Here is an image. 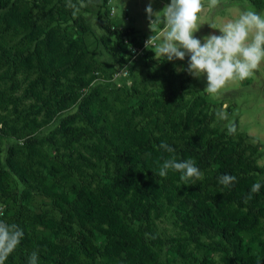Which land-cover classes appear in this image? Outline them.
<instances>
[{
    "label": "trees",
    "instance_id": "obj_1",
    "mask_svg": "<svg viewBox=\"0 0 264 264\" xmlns=\"http://www.w3.org/2000/svg\"><path fill=\"white\" fill-rule=\"evenodd\" d=\"M250 1L253 8L264 9V0ZM13 3L0 0V31L18 24L28 27L30 20L19 17ZM97 21L106 29L99 16ZM110 33L123 42L121 30L111 27ZM21 50L19 47L11 54V49L2 51L0 57L6 67L0 72V81H12L21 69L36 71L24 93L38 103L35 112L41 113V118L37 120L33 114L24 122L21 133L13 127L5 128V119L0 118V135L21 140L5 149L4 166L0 161V204H18L17 210L7 216L4 208L0 221L15 223L24 231L23 240L5 264H28L33 251L38 252V264H164L153 259V248L163 242L150 222L165 212L172 213L177 229L176 236L168 242L181 245L191 241L198 245L200 236L209 239L214 256L203 252L192 256L188 264H264V238H258L264 232V186L245 202L254 183L264 185V178L259 177L264 168L244 157L238 145L230 143L229 135L202 125L205 115L199 107L203 100L192 101L176 118L172 112L178 101L173 96L168 100L153 99L154 112H165L170 132L152 135L143 127L134 129L129 120L108 121L103 111L106 98H99L97 92L81 96L78 91L90 84L85 75L91 69H79V59L73 56L71 45L62 51L52 34L47 33L23 56ZM11 55L17 59L9 60ZM69 75L78 91L68 89ZM2 99L0 91V105L6 102ZM71 105H76V110L60 118L48 136L41 137L38 130ZM154 118L155 114H149L150 120ZM175 119L180 121L174 123ZM54 138H60L64 149L69 154L76 153L87 165L89 159L75 149L77 145L90 155L113 161L114 174L109 177L104 173L95 189L71 182L66 192L49 190L46 177L36 172L35 166L44 157L40 145ZM161 142H167L175 151L162 150ZM172 156L193 160L203 176L199 180H173L170 170L167 177H159L163 160ZM54 161L49 160V174L65 180L63 163ZM225 174L236 177L231 187L218 183V177ZM15 182L23 187L19 196ZM33 189L51 200L57 218L30 213L27 201ZM33 226L41 227L47 235L33 233ZM253 244L257 253L253 252Z\"/></svg>",
    "mask_w": 264,
    "mask_h": 264
},
{
    "label": "rangeland",
    "instance_id": "obj_2",
    "mask_svg": "<svg viewBox=\"0 0 264 264\" xmlns=\"http://www.w3.org/2000/svg\"><path fill=\"white\" fill-rule=\"evenodd\" d=\"M13 1L14 12L30 22L27 23V28H22L18 24L0 31V55L2 51L11 49V54L14 49L22 47L21 56H23L32 49L35 41L42 40L45 34L51 33L62 51H65L69 45L72 46L73 56L79 59L80 70L85 66L91 69L85 75L90 78V84L86 88L79 90L75 82L70 81L71 75H69V82H66L68 89L79 90L81 96L90 91L97 92L99 98L104 96L106 104L103 111L108 121L112 122L115 118L129 120L134 129L139 130L143 127L152 135L169 133L170 128L163 116L165 112H154L155 104L151 103L153 99L168 100L173 96L178 101L172 112L176 118L183 115L192 101L203 100L199 107L201 113L205 115L202 125L215 128L218 133L225 136L229 135L230 143L237 144L244 157L264 168V62L251 78L229 82L218 96H210L205 91L206 74L197 77L187 71L179 73L176 71L177 67L187 68L189 54L186 53L183 61L178 59L168 61L155 54V44L160 41L151 42L146 46L151 36L163 30V9L171 3V0H72L78 6L83 5L75 17L72 15V9L66 7L67 0ZM203 2L204 8L198 20L199 29L193 34L202 44L210 34L222 35L219 28L229 20L238 18L244 11L254 10L264 15V9L253 8L250 0H219L214 8L209 7V0ZM149 3L154 13H158L160 20L159 23H154L152 28L145 11ZM98 16L106 29L99 25ZM111 27L124 33L122 40L125 43L116 40L110 33ZM13 59L17 58L11 55L9 60ZM4 61L0 57V72L6 67ZM35 76L36 71L21 69L12 81L7 78L1 79L0 91L3 93L2 100L6 102L0 105V118L5 119V128L13 127L21 133L25 129L24 122L33 114L37 120H40L41 113L35 112L38 103L33 99H27L24 93L26 84ZM11 84L13 88H10ZM141 104L143 109H140ZM225 105H227L226 109ZM75 110L76 105H71L55 115L51 123L38 130L41 137L48 136L60 118ZM222 110L228 113V120L219 119L218 112ZM149 114H155V118L150 120ZM178 121L180 120L175 119L174 123ZM230 122L236 126L234 134H230L228 130ZM19 143L21 140L0 135V161L3 166L5 149ZM81 147L77 145L75 149L89 159L90 165L84 163L76 153L69 154V151L62 146L60 138H54L51 143L43 142L40 145L44 157L42 163L35 166V171L46 177V186L49 190L66 192L71 182L87 184L91 189H95L104 173L112 177L115 172L113 161H106V157L97 158L95 154L90 155ZM69 158H72V161H69ZM48 159L61 160L59 163H63L65 180L60 181L49 174ZM169 177L178 180L181 177L180 172L171 171ZM259 177L264 178V173ZM15 188L16 195L19 196L23 187L15 182ZM27 206L32 214H41L46 218L58 217L51 200L34 189L31 190ZM16 207L18 204L14 202L1 203V210L6 209V216L14 213ZM174 220L171 212H165L159 218L151 219L150 227L163 242L162 245L153 248L154 260L164 264H188L192 256L198 257L203 252H207L210 257L214 256L209 249V239L206 236L198 238V245L191 241L181 245L168 242L177 234ZM30 230L38 235H47L46 231L38 226H33ZM260 237L264 238V232L258 235V238ZM245 243L250 244L248 239ZM253 252H258L256 244H253Z\"/></svg>",
    "mask_w": 264,
    "mask_h": 264
},
{
    "label": "clouds",
    "instance_id": "obj_3",
    "mask_svg": "<svg viewBox=\"0 0 264 264\" xmlns=\"http://www.w3.org/2000/svg\"><path fill=\"white\" fill-rule=\"evenodd\" d=\"M218 3L219 0H209V7L214 8ZM82 6V4L78 6L72 0H67L66 3V7L72 9L74 17ZM203 8V0H171L163 9V30L151 36L146 46L151 42L160 41L155 44V54L168 61L174 59L183 61L186 53L189 54L187 68L177 67L176 71L178 73L187 71L197 77L206 74L205 91L216 97L229 82L251 78L264 62V15L254 10L244 11L238 18L229 20L219 28L222 35L210 34L202 44L193 34L199 29V14ZM145 11L151 28L154 23L160 22L158 13H154L151 3L146 6ZM224 108L226 109L227 105ZM218 117L221 120H228V113L219 111ZM228 130L234 134L235 124L230 122ZM159 147L169 153L175 151L167 142H161ZM170 170L180 172L182 180L193 177L199 180L203 176L193 160H178L175 156L163 160L158 171L159 177H167ZM235 181L236 177L233 175L225 174L218 177V183L225 187H231ZM262 186L264 185L260 182L254 183L250 193L245 197V202L251 200L252 194L258 193ZM23 238L24 231L19 225L0 221V264H5ZM38 260V252L33 251L28 257V264H38ZM257 264L260 262L257 261Z\"/></svg>",
    "mask_w": 264,
    "mask_h": 264
},
{
    "label": "built area",
    "instance_id": "obj_4",
    "mask_svg": "<svg viewBox=\"0 0 264 264\" xmlns=\"http://www.w3.org/2000/svg\"><path fill=\"white\" fill-rule=\"evenodd\" d=\"M3 214V210H1V204H0V217L2 216Z\"/></svg>",
    "mask_w": 264,
    "mask_h": 264
}]
</instances>
